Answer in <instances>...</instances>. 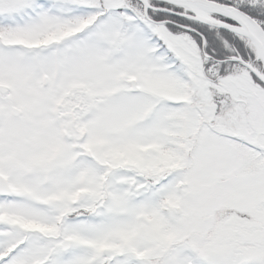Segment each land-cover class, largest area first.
<instances>
[{"label": "snow or ice", "instance_id": "snow-or-ice-1", "mask_svg": "<svg viewBox=\"0 0 264 264\" xmlns=\"http://www.w3.org/2000/svg\"><path fill=\"white\" fill-rule=\"evenodd\" d=\"M0 264H264V0H0Z\"/></svg>", "mask_w": 264, "mask_h": 264}]
</instances>
